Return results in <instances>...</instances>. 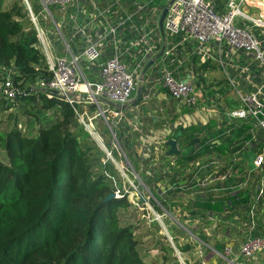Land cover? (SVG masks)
<instances>
[{"label":"trees","instance_id":"1","mask_svg":"<svg viewBox=\"0 0 264 264\" xmlns=\"http://www.w3.org/2000/svg\"><path fill=\"white\" fill-rule=\"evenodd\" d=\"M5 2L0 0V117L13 111V118L8 116L5 122L0 118V264H148L140 255L135 228L121 221L122 212L132 204L114 165L78 123L71 106L35 87L38 80L51 78L37 32L23 0H10L9 6ZM164 7L165 4L161 10ZM159 47L157 60L163 56ZM188 59L186 64L198 87L200 83L205 85V74L216 66L200 64L194 55ZM148 64L143 66L145 73ZM8 71L13 73L11 80L19 93L12 101L1 96L3 75ZM214 85L219 90H213V85L202 88L207 97L222 95L225 79ZM141 96L140 93L136 102ZM226 99L223 98L225 108L236 105ZM223 108L219 106L221 111ZM189 113L184 109L181 114ZM179 117L174 115L170 121ZM21 118L26 121L23 129L18 125ZM210 123L184 129L178 126L171 132L167 140L179 143L180 134L189 131L182 141L191 151L171 156L176 157L179 168L206 156L209 150L221 152L219 147H210L209 140L221 138L225 130H216V126L211 130ZM113 131L131 167L133 160L140 173H147L155 183L184 182L177 180L178 172L168 176L166 153L156 174L153 158L142 160L135 150L138 142L125 136L128 126L120 123ZM194 139L199 142L191 146ZM221 139L223 144L229 142V138ZM115 192L120 197L106 201ZM247 199L246 195L236 194L225 201L211 198L201 202L217 215L223 208L236 215L241 214ZM164 210L167 211L165 207ZM197 238L206 241L204 237ZM188 249L185 246L182 251Z\"/></svg>","mask_w":264,"mask_h":264},{"label":"built area","instance_id":"2","mask_svg":"<svg viewBox=\"0 0 264 264\" xmlns=\"http://www.w3.org/2000/svg\"><path fill=\"white\" fill-rule=\"evenodd\" d=\"M38 1L42 11L50 16V7L65 13L68 7L78 0ZM154 1L156 0H128L135 9L131 15L121 18L116 27L98 22L95 26L96 31L91 35L88 34L92 29L90 24L76 27L72 39L77 36L82 37L86 43L84 51L77 56L70 54L69 58L65 56L54 59L49 52L44 33L37 27L29 0H25L30 20L37 32L40 49L45 57L47 70L51 74L48 80H38L35 87L50 96H54L55 93L64 96L66 98L64 102L73 108L78 123L90 137L98 139L97 143L102 146L106 159L115 163L111 151H107L104 147L94 122L99 118L105 122L114 140L113 148L118 156L119 151L124 154L116 142L113 131L124 119V113L109 106L102 109L101 106L103 101L118 107L126 106L132 91L137 86L138 75L144 72L143 66L155 57L159 46L160 56L163 54L162 57H167L175 50L190 45L192 54L197 57L200 64L211 63L219 66L228 91H231L236 104L232 108H223L221 111L220 105L214 102L215 99H212V96L207 97L203 87H198L194 75L187 79H176L172 72L164 69L160 85L175 102L176 113L179 116L183 115L181 113L186 109L190 114L199 117L200 125L205 126L214 121L216 130L220 128L225 130L221 138H229L227 144H223L221 138L209 140L210 147H219L221 152L209 150V154L188 164L190 169L188 176L202 190L212 192L215 196L214 200L225 201L236 194L249 196V204L242 205L244 209L241 214L231 215L232 210L223 208L220 220L238 222L239 217L243 216L246 222L243 223L244 231H240L243 240L238 257L247 261L252 260L256 255L264 254V235H253L257 228L256 220L264 207V11L260 7L259 15H248L241 10L248 0H226L227 12L220 16L215 13L214 4L210 0H174L167 10L161 33L158 25L160 16L158 9L151 6ZM250 1L252 5L259 2L264 7V0ZM121 3L122 0H115L118 6ZM88 4L94 10L92 21L97 23L99 18H103V14L96 8L95 0H88ZM134 17L140 20L143 30L138 40L130 43V48H138L142 62L138 63L130 73L122 60L124 52L121 50L122 41L118 29L126 28L125 24L131 23ZM237 19L241 20L240 26L237 25ZM172 38H178V43L171 45ZM61 40L68 51V44L63 38ZM106 42L111 46L112 55L99 66V81L89 83L80 70V63L85 62L87 66L93 67L100 58ZM247 58L257 62L255 68H252L250 63H246ZM226 67H229L231 73L226 71ZM12 74L8 71L3 75L1 91V96L10 101L19 94L11 80ZM140 76L139 85H142V82L145 84L143 73ZM73 95H78L79 99L72 100L70 97ZM217 96L218 94L214 95ZM150 98L151 90L141 97L146 103ZM90 106L95 108L93 112L90 111ZM200 115L203 117L201 118ZM162 117L165 121L163 113ZM177 127L178 125L175 129ZM166 129L158 135L162 142L159 144L161 145L159 149H155L154 157L151 156L153 154L149 149L150 146H145L144 140H147L148 136H139L142 153L139 157L142 160L151 157L157 162L161 160L159 158L164 157L168 148L164 151L163 147L166 146L165 143L171 132L175 130ZM175 162L170 161V167H178ZM133 196L135 200L130 201L132 206L137 209L144 208V205L138 201V196L135 194ZM149 199L147 197V202ZM156 216L157 219L161 218L159 215ZM157 219L155 220L158 221ZM209 219L214 220L211 215ZM232 225L233 223L230 226L235 227ZM197 246L194 252L197 258L194 261L198 259L199 264H206L201 246L199 244ZM176 252L180 263L185 264L186 258L184 260L181 253L178 250ZM223 257L227 264H234L231 247H224Z\"/></svg>","mask_w":264,"mask_h":264},{"label":"crops","instance_id":"3","mask_svg":"<svg viewBox=\"0 0 264 264\" xmlns=\"http://www.w3.org/2000/svg\"><path fill=\"white\" fill-rule=\"evenodd\" d=\"M95 4L98 11L103 14V18L98 17L99 19L97 20V23L92 21L94 10L90 4H88V0H78L74 2L70 7H68L65 13H60L56 8L49 9L50 16L47 14L46 16L44 15L45 13L42 11V8H40L41 5L39 1L34 7L30 5L32 14L36 18L37 27L44 33L46 43L49 46V52L54 59L65 56L69 58L70 54L77 56L84 51L80 44H73L74 47L72 44L70 45V42L73 40L72 36L76 27L90 24L93 30L91 29L88 34L91 35L94 34V31H96L95 26L98 22H101L104 25L116 27L121 18H124L126 15H131L135 9V6L130 4L128 0H122L121 5L119 6L115 4V0H95ZM131 21V23H128L127 25L125 24L126 28L118 29L120 32L119 38L122 41L121 50L124 52L122 60L127 63V61L131 59L133 61L135 60L136 64H138L142 62L141 57L138 55V48H130V43L138 40L143 28L137 17H134ZM79 37L80 36H77L74 39ZM61 38H63L68 44V51H66ZM80 38L82 43H84V48H86L84 39L82 37ZM108 40H110L109 37ZM155 41L156 37L154 38V42ZM178 41V38L170 39L171 45L177 44ZM111 55V46L109 42H106L101 56L95 65L93 67L88 66V68H86V71L89 73L85 75L80 69L84 78L89 83L99 81V66L109 59ZM127 55H130V57H126ZM172 56L173 54L167 56L164 59V62L167 64L166 66L169 67V71L173 73V76L176 79H187L193 77L194 74L192 73V69L187 66L186 61L177 64ZM156 60L157 57H154L152 61H150L153 63L150 66L148 64L149 68L156 63ZM172 66H174V68H172ZM157 80L158 79H153L152 76H149L145 84H140L138 85L139 87L136 86L138 88L136 98L140 95V93L143 96L148 90H151V98L147 103L142 100L136 102V99L132 100L129 98L126 106L123 107H117V105L114 104H112V106L105 101H103L101 106L102 109L109 106L114 110L123 111L124 119L121 121V124H125L129 128V131H127L125 136L136 142L139 141L140 135L148 136L152 139L159 137L158 135L166 131V128H169L170 125L171 130H174L175 126L180 125L177 120L188 121L189 116L192 122L185 124L182 127L183 129L188 128L189 126H200L199 117L190 113L189 116L188 114L181 115L175 122H167V119L164 116L165 121H163L162 113L170 114L171 116H177L178 113H176L175 102L168 96L167 92L161 87V85L158 84L159 81L157 82ZM142 86L144 87V91H140ZM165 107H168V110L165 109ZM90 111L93 112L94 110L90 108ZM177 146L180 152L178 143ZM164 151H166V149H164ZM169 160L171 162H175L176 157H172ZM175 163L178 164V162ZM156 164H161V162H153L152 168H156L154 172L158 174L159 165L155 167ZM176 172L179 173L177 180H184V182L176 181L172 184L169 183L170 181L168 180H163V182L166 183L165 187L160 186V183H158L159 180L155 183L156 186L160 188L159 193L161 192L160 194L164 195L161 200H158L162 204H167L169 209H166L167 211H165L160 207L161 205L158 200H155V202L158 204V208L164 210L165 214L168 215L171 220L183 221L185 227L191 229L192 233L189 234L190 240L193 242L191 246H195V248L198 247V244L201 246L205 263L227 264L223 257V250L224 247L229 246L232 249V260L234 261V264H264L263 253L256 255L254 259L249 261L238 257L239 247L243 240L240 231H244L243 229L245 225L243 223L246 222L243 216L241 217L239 215L240 217L238 222L233 220H220L221 214L217 215L216 213L210 212V210L202 206L201 202L202 200L207 201L211 198L213 199V197H215L214 194L208 190H202L199 186L195 185L191 177L188 180V175L190 174L189 168L183 169L182 172L175 170L174 173ZM167 173L170 178L173 176L174 173L173 170H171V167L170 171L168 170ZM209 194L211 198L207 197ZM197 197L202 198L201 201L197 199ZM248 200L249 198L247 199V203ZM156 212L159 214L158 211ZM209 215H211L214 220L209 219ZM232 223L234 224L232 226L235 227L230 226ZM256 225L257 228L253 235H264V207H262V210L258 215ZM238 226H240V228H238ZM192 236L193 238H196V241L191 239ZM198 236L204 237L206 241H200L197 238Z\"/></svg>","mask_w":264,"mask_h":264},{"label":"rangeland","instance_id":"4","mask_svg":"<svg viewBox=\"0 0 264 264\" xmlns=\"http://www.w3.org/2000/svg\"><path fill=\"white\" fill-rule=\"evenodd\" d=\"M213 2L214 7H215V13L217 15H223L224 13L227 12V1L226 0H210ZM6 6H8L10 4V0H6L5 2ZM30 5H32L33 7L35 6V4L38 3V0H29ZM130 4H132L131 2H129ZM168 0H156L154 2L151 3V6L153 8L158 9V15H160L161 13V6L165 4V6L167 5ZM259 2L255 3L254 5H252L253 3L248 0V2L246 4H243V7H241V10L244 11V13L246 14H250L253 16L259 15L260 11H264L263 6L258 5ZM257 4V5H256ZM256 5V6H255ZM261 8V10H259V8ZM41 8V7H40ZM54 7H50V9H53ZM262 14V13H261ZM260 14V15H261ZM46 16V14H44ZM236 21H238L237 25L240 26V19H237ZM73 44H80L82 49H85L84 47V43H82L81 38H77V39H73L70 42V45ZM190 45H186L184 47V49H178L175 50L173 52V58L175 60V63L180 64L181 62L183 63V61L185 62L187 60V62H189L188 56H192V49L189 48ZM74 47V45H73ZM191 47V46H190ZM126 57H130V55H127ZM166 57H161L159 58L156 63H154L149 70L146 72H142L143 76H144V80L146 82L147 78L149 76H152L153 79H158L157 82L159 81V85H160V80L162 78V72L164 69H167L169 71V67H167L166 63L164 62V59ZM125 62V61H124ZM246 63H250L252 68H255L257 65L256 61H252L251 59L247 58ZM126 67H127V71L128 72H133L134 68L136 67V62L135 60H128L127 63L125 62ZM183 65V64H182ZM181 65V66H182ZM215 65V64H213ZM216 68L213 71H209L205 74V85L203 83H200V87H209L210 85H213V90H219V88L214 85L215 82H217L218 80H221L223 78L222 76V70L220 69L219 66L215 65ZM86 68H88L87 64L85 62L80 63V69L84 72L85 75H87L89 72L86 71ZM172 68H174V66H172ZM226 71L230 72L229 67H226ZM139 74L138 75V81H137V86L139 85L140 79L142 75ZM231 73V72H230ZM182 75V74H181ZM197 78V77H196ZM211 83V84H210ZM142 84H144V82H142ZM139 87V86H138ZM223 90V88H221ZM137 91L138 88L135 87L134 90L132 91L131 95H130V99L134 100L136 99L137 96ZM218 97V99H217ZM217 97L212 96V99H215L214 102H216L217 104H219L220 106L225 108V104L223 102V98L227 97L228 100H233L231 91H228V87H224V91L221 94H218ZM142 100V99H141ZM226 99V101H228ZM143 101V100H142ZM165 109L168 110V107H165ZM166 110V111H167ZM166 119L167 122H170V119L172 118V116L170 114H163ZM8 116H11V118H13V111L12 112H6L4 113L0 118L2 121H6V119L8 118ZM189 116V114H188ZM200 117L202 118L203 116L200 115ZM197 120V119H196ZM11 122V121H10ZM25 119H22L18 122V125L21 126V128L23 129L25 127ZM178 123H180V126L183 127L185 124H188L191 121V118L189 116V120H177ZM198 123V122H197ZM216 123L214 121H212L210 123V128L211 130L214 129ZM94 126L97 129L98 134L100 135V137L103 140V144L104 147H106L107 151L110 150L113 153L114 158H112L114 160L115 163H111L114 165V168L116 170L117 178L119 180H121L122 185L125 189V192L128 193V200L129 202L131 200H135V197L133 196V194L137 195L138 192H141L144 196V198L147 200V197H149V201L144 204V208L140 207V209H137L135 207H130L129 209H127L126 211L122 212L121 214V221L126 224H131L134 228H135V236L137 238V242H138V247L140 249V255L141 257L146 261V263L148 264H181L180 260L178 259V254H177V250L181 253V257L186 261L185 264H199L198 262L194 261V259H196V255H194V248L195 246H191V244H193V242L188 239L190 238V232L189 228L185 227L183 221L180 220H171L169 218L168 215L165 214L164 210H161V208L164 209V207L168 210L169 207L167 206V204H163V206H160L161 208L159 209L158 204L155 202V200L151 197V193L152 192L154 194V196H156L158 199L161 200V198L164 196L163 194L161 195L159 193L160 188L156 186L154 180L149 177V175L144 172L140 173V167L138 166V164L133 161L130 160L132 167L129 165L126 155L122 154L119 149H117L119 151V156L116 157L114 151H116L112 144L114 142L113 137L110 134V130L107 127V125L105 124V122L103 120H101L100 118L97 119L94 122ZM117 129V128H116ZM169 129H171V125L169 126ZM189 133V131L183 132L182 134H180V139H179V149L180 152L182 153V155H186L188 154L191 149L187 146H185V142L182 141L183 138ZM92 140H94V142L98 145L97 141L98 139H95L93 137H91ZM96 140V141H95ZM117 142V141H116ZM145 142V146L149 147L151 154H153L155 152V149H159V144L160 142H162V139L159 137H155L154 139L148 137L147 140H144ZM98 148L104 152L102 146L98 145ZM164 149H166V146L163 147ZM135 150L137 151L138 156H142L141 150H140V141H138L137 146L135 148ZM145 151H147L144 148ZM149 153L147 152L146 155H148ZM105 155V153H104ZM154 157V154L151 155ZM167 157V156H166ZM126 158V159H125ZM145 158H147L145 156ZM168 161H169V165H170V160L172 157H167ZM105 159H106V155H105ZM161 158H159L160 160ZM107 160V159H106ZM159 161H157L156 163H158ZM159 164H156V166H158ZM179 167V166H178ZM178 167H171V170H173V173L175 170H179V169H188L189 165H184L182 164V166H180V168ZM136 171H135V170ZM147 172L150 173V171L147 169ZM140 173V177L138 176V174ZM148 176V178H147ZM142 180L148 185V187L144 186V183L142 182ZM158 183H160V186H166V183L163 182V180H159ZM115 197H120L118 192L114 193ZM210 197V194L209 196ZM211 198V197H210ZM152 201V204H151ZM182 202V201H180ZM131 203V202H130ZM159 203H161L159 201ZM159 214H157V212ZM156 215L161 216L160 219H157L158 217ZM155 219H157L158 221H156ZM194 241V238H191ZM188 246L189 249L188 251H182V249ZM198 260V259H197Z\"/></svg>","mask_w":264,"mask_h":264},{"label":"water","instance_id":"5","mask_svg":"<svg viewBox=\"0 0 264 264\" xmlns=\"http://www.w3.org/2000/svg\"><path fill=\"white\" fill-rule=\"evenodd\" d=\"M174 0H169L167 5L163 8V10L161 11L160 13V16H159V29L161 31V33L163 32V22H164V19H165V16H166V13H167V10L169 8V6L173 3ZM24 4H25V0H23ZM26 7V5H25ZM27 9V8H26ZM153 62H150L149 63V66L152 64ZM148 66V67H149ZM143 79V78H142ZM142 90V87L140 88ZM140 90V91H141ZM54 96L59 99V100H62V101H66V98L58 93H55ZM72 100H75L77 101L79 99V96L78 95H73L70 97ZM112 105V104H111ZM113 106V105H112ZM118 107V106H117ZM198 139H194L191 146H195L197 143H198ZM166 147L168 148L167 151H166V156L167 157H171V156H177L179 154V150H178V146H177V142L173 139H169L166 141L165 143ZM137 196H138V201L141 203V204H146L147 203V200L144 198L143 194L141 192H138L137 193ZM115 198L114 194H110L107 198H106V201L108 200H111Z\"/></svg>","mask_w":264,"mask_h":264}]
</instances>
